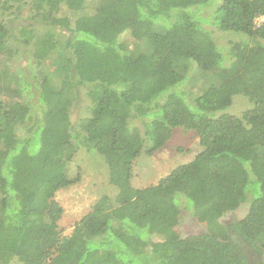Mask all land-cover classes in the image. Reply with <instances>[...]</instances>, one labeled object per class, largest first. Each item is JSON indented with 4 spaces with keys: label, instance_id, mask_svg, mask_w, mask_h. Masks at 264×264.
I'll return each mask as SVG.
<instances>
[{
    "label": "trees",
    "instance_id": "obj_1",
    "mask_svg": "<svg viewBox=\"0 0 264 264\" xmlns=\"http://www.w3.org/2000/svg\"><path fill=\"white\" fill-rule=\"evenodd\" d=\"M176 129L201 150L133 188ZM81 151L117 193L64 236ZM183 210L204 232L179 236ZM0 264H264V0H0Z\"/></svg>",
    "mask_w": 264,
    "mask_h": 264
},
{
    "label": "rangeland",
    "instance_id": "obj_2",
    "mask_svg": "<svg viewBox=\"0 0 264 264\" xmlns=\"http://www.w3.org/2000/svg\"><path fill=\"white\" fill-rule=\"evenodd\" d=\"M261 21V19L257 20L258 23ZM215 36L220 38L219 44L222 46H227L230 41L237 42L240 40L239 37L234 35L217 34ZM119 41L126 46L134 44L127 34H122ZM24 71L26 72L25 68ZM184 89L189 92L190 86L187 84ZM84 103H80L76 108L81 113ZM251 107V103L246 98L236 97L232 106L224 114L240 117L243 112ZM76 116L77 113L74 112L73 118L75 119ZM200 150L198 140L193 132L176 129L164 148L152 156L142 155L135 160L131 180L132 187L143 189L157 184L176 165L193 160ZM95 157L83 151L79 152L68 169L69 178L75 179L78 176L79 180L54 194V200L63 209L58 224L64 236H68L72 232L75 224L83 216L96 210L95 205L100 199L104 197L114 198L117 193L115 187L108 182L107 170L102 158L97 155ZM248 205L249 203L245 202L233 213L226 214L221 219V223L224 225L242 219L247 213ZM175 225L176 231L181 237L204 232V225L197 222L190 212L184 210L181 211Z\"/></svg>",
    "mask_w": 264,
    "mask_h": 264
}]
</instances>
